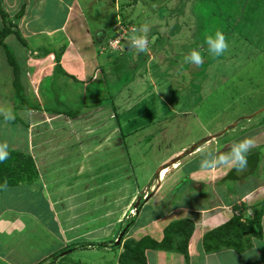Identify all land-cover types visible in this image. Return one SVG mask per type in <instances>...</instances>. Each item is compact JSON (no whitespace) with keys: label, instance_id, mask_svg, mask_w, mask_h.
I'll list each match as a JSON object with an SVG mask.
<instances>
[{"label":"rangeland","instance_id":"rangeland-1","mask_svg":"<svg viewBox=\"0 0 264 264\" xmlns=\"http://www.w3.org/2000/svg\"><path fill=\"white\" fill-rule=\"evenodd\" d=\"M98 1L83 0L81 13L88 19L91 27H96V22L100 20L101 26L110 30L112 19L115 18L112 14L111 5H105L103 1H100L101 9ZM201 1L138 0L136 4L139 3V5H136L133 10L129 11V14H126L128 16L127 19H130L136 28L145 23L149 24L151 31L148 36L153 41L158 36L159 39L157 40V46L153 49L148 47L149 55L144 52L145 61L138 58L139 56L134 48H130L127 52L128 55L131 54L133 56L132 59L122 58L117 60L110 70V74L105 77L106 79L92 80L93 83L89 86V89H96L98 85H102V87L97 89L99 90L97 96L96 94H90L87 97L86 102L88 105H94L98 100V96L107 98V101L102 104L106 105L105 107L99 108L100 111L94 117L92 115L88 119L94 121L95 127L97 126L95 123L100 120L105 122L104 125H108V122H116L114 118L113 120L109 119L110 112L108 111L111 110L112 113L116 111L118 117L116 114H112V117L116 116L118 118L119 128L126 135L123 140H120L121 143L118 142L116 144V147L101 143V147L96 151L100 150V148L105 149L107 152H103L102 156L97 154L98 157L95 158L94 152L90 154L89 159L82 161V164L87 163V170L89 169L92 172L96 169L98 171L92 185L95 187V192L99 193L100 196L102 195L100 200L103 202L99 203L104 207L96 209V215L98 216L99 212H103V214L105 212L109 213L107 217L103 218L104 223H102L101 228L99 221L96 220L94 236H102V239L80 240L75 243V246L63 250L64 252L73 249L64 256L57 258L56 262L52 264H117V258L123 251V247L121 246L117 249V246L109 242L116 241L115 239L119 235L117 233L118 227L122 225L126 217H131L134 213L137 218L140 217L139 214H136V211H131L132 204L129 201L132 197V187H134V199L136 201L134 205L136 206L138 205V199L140 201V196L145 195L142 200L143 204L146 197L150 198L153 194L155 195L156 188L158 192L147 204L142 214V219L138 220L136 225L123 237L122 243L125 239L136 240L141 238L142 235H146V233L151 234L152 229L147 226V222L151 221L152 214L161 210L166 211L164 203L169 204L179 201L181 205L186 204L185 206L189 209L191 205H188V203L190 201L194 202V198L203 200L205 196H208L205 192L208 189L207 186L203 194L198 195L196 191L200 190L199 187H196L195 191L192 190L194 188L191 186L192 184H189V182L185 184L184 182L186 179L185 175L190 176L188 172L184 171L188 170L191 165H194L191 169L193 172H197L200 169L202 154L198 149L204 146V142L210 141L207 144L210 145L212 143L210 148L213 151L227 152L234 141L252 138L255 146L251 149L258 147L261 148L262 154L264 153V48L253 41L255 36L260 35V30L264 34L263 14L259 17L260 13L258 11L254 21L251 16L244 18V15L238 16L231 11L233 15L229 14V22L227 20L224 22L220 19L219 12L224 13L229 3L234 5L237 0H222L221 8L213 0H208L209 4L206 3V5L204 4L205 0ZM120 11V14L123 13L125 15L126 8L122 6ZM235 12L237 11L235 10ZM233 19L235 20L233 21ZM229 25L233 26L234 30L226 33L223 30H227ZM217 30L223 31L229 48L224 55L213 57L208 53L207 45L204 44V37L206 34H214ZM12 41L19 49L17 41L14 38ZM123 43L127 45L126 42ZM9 45L11 44L9 43ZM47 45L52 46L51 43H47ZM119 47L120 45L117 46V48ZM191 49L201 52L204 62L199 67L184 61V56ZM13 50H11L13 54L20 52L17 51L15 53ZM126 53L122 55L124 56ZM30 55L25 53L21 56V52L18 53V61L25 58L20 60L22 64V81L26 79L28 82L29 77L35 76L36 78L39 76L38 73H32L28 70L29 68H25L23 65V62L26 61H37V57L40 54L35 55L34 53L32 56ZM27 56L28 58H26ZM43 56H45L44 53L42 54ZM50 60L49 55L43 58L45 64L42 67V73L52 67L50 64L54 62L51 60L52 63ZM34 63L31 62L30 66L36 65ZM106 67L108 70L111 66L108 65ZM66 82L64 80V84L60 86L58 81H56L53 86L46 89L53 95H58L61 93L60 91L65 93ZM48 84L49 81L47 80L45 85ZM68 87L71 88L73 94L75 87L73 85ZM9 88H14V94H17L15 87L11 86L10 83H0V94L2 95L0 96V104H8V102L3 101L7 99ZM114 92L116 96L112 98L115 102V111L110 108V105H107L111 101L110 97L114 95ZM27 97L29 96L26 95ZM16 98L19 97L16 96ZM19 99L21 100V98ZM129 100H134L131 108L130 104H125ZM64 108L68 111L71 110ZM20 115L22 113L16 111L15 119H20ZM84 121L82 119V126L88 124ZM100 128L99 126L97 131ZM74 131L76 130H72V132ZM79 131L76 132L80 133L81 131ZM94 131L96 133V130ZM94 133L93 136L95 135ZM82 135L89 139L83 132ZM210 135H213L212 139L209 137L205 140ZM103 137L101 141H104ZM71 145L75 146L74 144ZM107 147L113 151L110 152ZM254 152L249 155L251 158H257L258 152ZM197 160L198 163L195 164ZM55 165V168L47 171L49 178L56 169L58 174L55 176L61 175L65 170L59 163ZM227 169L226 174L231 171L228 175L233 178L230 181H220L215 186L219 187V189L228 186L229 194L231 196L236 195L238 193H236L237 190L243 189L239 181L242 173H238L235 169ZM66 170V177H69L71 172L69 174L67 172L71 170L67 168ZM163 170L165 172L160 178ZM259 170L260 168L247 171L250 177L247 187L257 181ZM88 175L89 173L87 174L85 171L82 177H92ZM103 179L110 180L112 184H108L109 182L105 183ZM45 185L48 186L47 184ZM77 185L76 183H70L68 180L63 181L61 186L56 187L57 190L61 189L58 190L60 199L63 198L64 187H68L66 192L70 191V193L65 195L64 200L69 196H74L72 198L74 203L78 194L77 199H81V191L84 186L77 188ZM175 185L179 187L177 188ZM50 186H52L51 183L48 187ZM112 188L114 189L112 190ZM151 189L155 190H152L154 193ZM170 189L178 193L175 199H171L172 194L165 192ZM262 189H264V183ZM111 190L112 192H110ZM82 193L86 197L93 194L92 192L86 193L83 191ZM17 195L23 197L22 200L25 201L28 194L26 190H23ZM33 195L36 197L38 194ZM112 195L114 200L117 198L119 200L117 202L113 201ZM127 196L128 200L126 199ZM2 197L10 201L6 192L2 193ZM260 197L261 194L258 195V199ZM22 200H17V202ZM64 200H60L61 204ZM90 200L93 201V199ZM142 204L140 208H142ZM89 206L86 208L82 220H80L82 221V228L78 230V233L94 228L91 219L94 217L95 205ZM118 206L119 208L117 209ZM69 209L71 208L67 210ZM75 210L83 212L82 208H76ZM42 215L44 216L37 214L41 222L46 217L43 209ZM106 219L111 225L105 222ZM163 220L165 221L161 224L162 226H158V231L171 218L166 217ZM36 221L37 225H39V221L37 219ZM153 230H155V227ZM262 236L264 238L263 233ZM2 238H0V248L4 249L3 251L19 249L15 243L16 240L9 239L5 243ZM88 243L90 244L88 245ZM103 243L104 245H102ZM21 247L27 249L20 250L26 251L28 255H24L21 251L22 254L14 256L16 259L13 260L19 262L18 264H31V260L45 254H41L39 246L33 249L31 246L28 247V244H24ZM36 264H44V262L39 260Z\"/></svg>","mask_w":264,"mask_h":264},{"label":"crops","instance_id":"crops-1","mask_svg":"<svg viewBox=\"0 0 264 264\" xmlns=\"http://www.w3.org/2000/svg\"><path fill=\"white\" fill-rule=\"evenodd\" d=\"M82 1L83 0H0L1 9L7 15L8 21L15 26H13V30L19 32L20 36L29 47H23L13 35L8 36L4 43L11 50L15 49L13 50L15 53L20 51L21 56L25 53L31 54L30 56L34 53L35 55L40 54V57H37V61L31 60L27 62L25 60L26 62H23L25 68H29L28 70L32 73H38L39 76L36 78L35 76L29 77L28 82L26 79L25 81L21 80L22 89L16 91L17 94H14V88H9V93L6 96L7 99L3 101L8 102V104H0V108L5 110L10 108L14 116L16 111L22 113L20 119L17 118L11 121H5L3 113H0V143L7 142L8 149L29 155L34 161L38 172V178L31 183L5 187L0 190V238L4 236L2 240L5 243L9 239L16 240L15 243L19 248L14 250L9 249L8 251H3L4 249L0 248V264H18L19 262L13 260L16 259L14 256L20 255L22 252L24 255H28V253L24 251L27 249L21 247L24 244H28V247L31 246L33 249L39 246L38 248H41V254L45 253L39 258L31 260V264H36L39 260L45 261L44 264H47V259H50L52 255L58 252L61 253L71 244H75L80 240L92 241L100 238L102 239V236H94L96 220L99 221L101 228L102 223H104L103 218L107 217L109 213L105 212V214H103V212H99V215H96V209L104 207L99 203L103 202L100 200L102 195L100 196L99 193L95 192V187L92 185L98 171L96 169L92 172L89 169L87 170V163L82 164V161L89 159L90 154L94 152V155H96L95 158L98 157L97 154H101L99 156H102L103 152H107L105 149L100 148V150L96 151L101 147V143L114 145L116 147V144L120 142V140H123L126 135L123 133V130H120L119 122H117L118 115L115 111V102L112 98L116 96L115 92L113 96L111 95V101L107 105H110V108L115 111V113H112L111 110L108 111L110 112L109 119L113 120L114 118L116 122L110 123L107 121L109 123L108 125H104L105 122L100 120L95 123L97 124L95 127L94 121L91 120V122L90 119H88L92 115L94 117L95 114L100 111L99 108L105 107L106 105L104 106L102 103L99 107L88 108V106L86 107V105H88L86 100L90 94H96L97 96L99 94V90L97 89L102 87V85H98L96 89H89V86L93 83L92 80L95 81L100 78L106 79L105 77L110 74V70L117 62L116 59L120 56L117 53L109 51L99 54L98 51H102V48L100 49V44H102L103 40L105 42L114 35L115 23L120 17L119 14L122 6L126 8V12L125 15L123 13H121V15L127 18L128 16L126 14H129V11L131 9L133 10L139 3L136 4L138 0H99L98 5L101 9L102 5L100 1H103L105 5H111L112 14L115 18H111L113 22L109 30V28L106 29L102 27L100 24L101 21L98 19L97 22L95 21L96 27H91L89 25L88 19L81 13ZM89 1L93 2L94 0ZM18 14L21 15L15 20V16ZM1 27L2 17L0 15V29ZM13 38L19 44V49L12 41ZM123 42L129 45L128 41ZM123 42L120 44L122 47H124ZM9 43L11 45H9ZM47 43H51L52 46L47 45ZM48 46L53 48H49ZM46 50L50 51V53L45 52ZM59 51H61L59 65L62 72H65L66 75L63 74L61 70L56 72L53 69L56 62L53 59L55 56L52 52ZM20 52L14 54L17 60L19 59L18 53ZM43 53L45 56L49 55L54 62L50 60L53 63L50 64L52 67L44 71V73H42V67H44L45 64L43 61L45 56L42 57ZM128 56V58H133L131 54ZM26 58H28V56ZM24 59L25 58H22L20 60ZM20 60L18 62L21 68L22 64ZM31 62H35L34 64L36 65L30 66ZM108 65L111 67L107 70L106 66ZM47 80L49 84L45 85ZM64 80L67 81L65 83V93L60 91L61 93L58 95H53L46 89L53 86L56 81L62 86ZM1 82H8L13 86V71L6 61L4 50L0 46V83ZM70 85L75 87L73 90L74 96L71 88L68 87ZM26 95L29 97L26 98ZM0 96L2 95L0 94ZM16 96L23 98L20 100L16 98ZM133 102L134 100H129L125 104H130L131 108ZM64 107L67 109H79L80 113L76 118H69L52 112L54 110L59 111L62 108L64 109ZM112 114H116L117 117H112ZM82 119L88 124L84 125L83 123L84 126H82ZM99 126L101 128L97 131ZM72 130H80L81 132H72ZM94 130H96V133H94ZM82 132L89 139H86L85 136L82 135ZM93 133L95 134L94 136ZM102 137L104 141H101ZM209 137L212 139L213 135L208 136L205 140ZM84 144H86L85 147ZM256 148L259 151V156L257 166L253 169L260 168L259 177L257 181H254L252 185L247 187L246 185L250 177L248 174L244 176L245 172H242L239 181L243 189L236 191V193L238 192L236 194L239 196L238 199L228 194V186L221 188L223 192L219 190L216 191V187L214 186V184L222 180L221 177L227 172V168L208 173L202 172L200 169L197 172H193L191 169L194 165H191L188 170L184 171L190 174V176L185 175V178L189 177L188 179L192 182H201L203 185L206 184L205 186L209 185L211 187L210 197L207 198V201L206 199L194 198V202L190 201L188 203V205H191L190 207L188 206L189 209L185 206L186 204L181 205L179 201L169 204L164 203L166 211L161 210L158 213L152 214L151 221L147 222V226L151 228L152 231L151 234L146 233V235L158 242L162 239V229L169 222L183 218L191 220L194 223V231L188 243V259L185 260L180 253L173 251L148 249L145 251L146 264H264V238L262 236V233L264 234V215L260 222V232L258 231L259 234L256 235V237L250 235L252 230L247 227V236L245 239H248L249 243L244 250L238 251L232 248L222 247L207 252L202 243L204 235L223 225L236 214L233 206L236 205L238 201H241L240 204L243 203L242 205H244L245 208H250L264 199V189H262L264 183V168H262L264 166V157L262 158V155H264V153L262 154L260 151L261 148ZM69 149L70 151H68ZM107 150L110 152L113 151L108 147ZM56 163H59L65 170L64 172L62 171L63 173H61V175L55 176L58 174L56 169L49 178L47 171L55 168ZM197 163L198 160L195 164ZM66 168L71 170L67 172L68 174L71 172L69 177H66ZM85 171L87 174L89 173L88 176L92 177H82ZM164 172V170L161 171L160 178L163 176ZM67 180L70 183L78 184L77 188L83 185L84 188H81L83 192H92L93 194L86 197L81 191V199H77L78 194L76 195L77 202L75 201L73 203L74 200L72 201V198H74V196H69L64 200L66 197L65 195L70 193V191L66 192L68 187H64L62 198L64 201L61 204L60 200L62 199H60V194L58 193V190L61 189L57 190V188L61 186L63 181ZM103 181L112 184L110 180L107 181L103 179ZM50 183L52 186L48 187ZM176 187L178 188L179 186ZM113 189L114 188H112V190ZM23 190H26L28 194L25 201L22 200L23 197L17 195L23 192ZM112 190L110 192H112ZM152 190L154 189H151V191ZM172 190L173 189H170L165 192L172 194L171 199H175L178 193ZM192 190L196 191L195 188ZM3 192L9 195L10 201L2 197ZM155 192L156 195L158 192L157 188ZM198 192L199 190L196 191L197 194ZM33 194L38 195L35 197ZM259 194H261L260 199H258ZM131 195L129 203L132 204L133 207L136 202L134 199V187L131 188ZM155 195L153 194L150 198L146 197L144 199L145 202L141 210L137 213L140 215L137 221L142 219V214L147 204H149V201H151ZM90 199H93V201ZM126 199H129L128 196ZM17 200L22 201L17 202ZM112 200L117 202L119 199L117 198L114 200L112 195ZM89 205H95L94 217L91 219L94 228L86 230L85 232L83 231V233H78V230L82 228V221L80 220H82V216L85 214L86 208ZM41 208L46 216L45 219L43 218L44 220L42 222L40 218L37 217V214L42 217L44 216L42 215ZM66 208L71 209L67 210ZM76 208H82L83 212L76 211ZM118 208L119 206L117 209ZM248 214H250L249 210ZM166 217H170L171 220L158 231V226L160 227V225L164 223L165 220L162 221V219ZM36 219L39 221V225H37ZM74 220H76V222H74ZM105 222L111 225L108 219H106ZM154 227L156 231L153 230ZM119 229L120 226L118 227V231Z\"/></svg>","mask_w":264,"mask_h":264},{"label":"trees","instance_id":"trees-1","mask_svg":"<svg viewBox=\"0 0 264 264\" xmlns=\"http://www.w3.org/2000/svg\"><path fill=\"white\" fill-rule=\"evenodd\" d=\"M201 1V0H200ZM204 1V0H203ZM210 1V0H209ZM219 8L222 7V0H213ZM184 2V1H183ZM182 2V3H183ZM202 2V1H201ZM209 4L208 0H205V5ZM213 3V2H212ZM235 4H228L227 10L230 11H224L219 12V17L222 21H228L230 20V15L236 14L238 16L244 15V18L251 16V19L255 21L256 15L259 11V17L263 14V21H264V0H237L234 2ZM216 7V5H215ZM218 8V9H219ZM262 9V11H261ZM235 10L237 12H235ZM233 12V14L231 13ZM0 15L2 17V27L0 29V46L4 50L5 56H6V61L8 65L12 68L13 71V86L15 87L16 91L21 90V68L19 65V62L17 58L14 56L12 53L11 49L4 43L5 39L8 36H15V38L20 42V44L23 47H27V44L24 39L20 36L19 32L16 30H13L12 23H10L7 19V15L3 12V10L0 7ZM21 14H18L15 16V20L18 19V17ZM122 16V17H121ZM121 23L124 27L128 28V25L132 24L130 20H127L126 17L121 15ZM226 16V17H225ZM14 20V21H15ZM235 19H233L234 21ZM15 27V26H14ZM233 26L229 25L226 33H229L233 31ZM222 31V32H223ZM261 33L258 36H255V39L253 38V41L260 47L264 48V34L263 31L260 30ZM132 34L130 30L127 31L126 36L129 37V35ZM116 37V33L112 35V37L109 39H113ZM150 37L148 36V39ZM159 39V36L156 39V43L152 44L149 46V48L153 49L155 46H157V40ZM106 40L100 44V49L102 48V51H98L99 54H103L105 51L109 52H114L120 55L116 60H121L122 58H128V52L130 50L129 45H124V47L120 46L119 48L112 49L108 46V41ZM248 40V39H245ZM254 43V44H255ZM47 53H50V51H45ZM127 52V53H126ZM54 54V61L55 67L54 71L58 72L61 70V67L59 65L60 62V57H61V51L59 52H52ZM126 53V55H122ZM145 54H147L145 52ZM145 54L139 53L138 58L142 59L145 61ZM148 55V54H147ZM120 58V59H119ZM141 60V61H142ZM62 72V70H61ZM63 74L66 75L65 72H62ZM68 76V75H67ZM71 77V76H69ZM19 94V92H18ZM23 98V97H21ZM103 102H106V98H102L101 96H98V100L94 105H86L88 108H96L99 107ZM23 103V102H22ZM27 107V105H26ZM30 109V108H29ZM56 114L64 115L69 118H76L80 110L79 109H71V110H66L65 108L60 109L59 111H52ZM9 151V157L7 160L4 162L0 163V190L5 188V180L7 181V186L6 187H13L19 184L23 183H31L34 180L38 178V172L36 169V166L34 164V161L29 155L12 151L8 149ZM259 152L257 148L252 149L251 152H248L247 154V159H248V166L247 168L243 171L245 172L244 176L247 175V171L253 170L257 166L258 163V156L257 158L249 156L251 153ZM254 152V153H255ZM264 155H262V158ZM231 171L228 172V174ZM242 173V172H241ZM226 174L225 178L222 179L221 181H230L232 176ZM185 184L186 182H189V184H192L194 188L199 187L200 190L198 192V195H202L205 189V185L203 184H198V183H193L191 182L188 178L185 179ZM184 184V186H185ZM183 186V187H184ZM190 186V187H191ZM208 189L205 190L206 194L208 196H205L204 199H207L210 197V191L211 187L208 185ZM221 191L223 190L219 187L218 189L216 188V191ZM229 194V193H228ZM235 197L238 199L239 196L237 195H232L231 197ZM140 203L138 204L137 207H132L135 209L136 214L138 211L141 210L140 205L142 204V197L140 196ZM208 200V199H207ZM241 201H238L236 205L233 206V209L235 210L236 214L233 215L229 221L224 223L223 225L219 226L218 228L209 231L206 235H204V238L202 239V243L205 246V250L207 252L214 251L216 248H232L238 251L244 250L247 246L248 239H245L247 234H246V229L247 227L252 230L250 235H253L256 237V235L259 234L260 232V222L261 219L264 215V199L256 204L255 206H251L250 208H245L244 205L240 204ZM144 204V203H143ZM142 204V205H143ZM248 210L251 211L250 214H248ZM159 215V214H158ZM137 216L134 214L131 217H126L123 220L122 225L120 226V229L118 233L122 231V229L126 226L129 225V228L126 232V234L129 232V230L136 225L137 221ZM194 231V223L187 219H178V220H173L169 222L163 229H162V239L160 241H155L153 238H151L148 235L142 236L138 240L132 239H125V241L121 244L120 246H117L116 248L119 249L121 246L123 247V251L119 254L118 259H117V264H146V258H145V251L148 249L152 250H161V251H173L176 253H180L185 260L188 259V243L189 240L193 234ZM259 231V232H258ZM126 236V235H125ZM115 241H110L109 243L114 244ZM90 243H88L89 245ZM76 244H71L67 246L65 249L69 247H73ZM104 245V243L102 244ZM59 253V252H58ZM58 253L52 255L50 259H48V264L54 263L57 258H58ZM45 262V261H43Z\"/></svg>","mask_w":264,"mask_h":264},{"label":"clouds","instance_id":"clouds-1","mask_svg":"<svg viewBox=\"0 0 264 264\" xmlns=\"http://www.w3.org/2000/svg\"><path fill=\"white\" fill-rule=\"evenodd\" d=\"M119 16H121V14H119ZM118 24L122 25L121 17H119L118 21L115 23L116 37L119 36V32H117L116 29ZM129 27L133 28V30L131 31L132 34H130L129 37H127L126 36L127 33H126L121 42L128 41L129 46L134 48L137 54L146 52L149 55L148 47L156 43V39H154V41L151 40V38L148 39V33L151 31L150 25L145 23L141 25L139 28H136L135 25L132 23L128 25V28ZM204 44L207 45L208 53L213 57H220L224 55L229 48L225 35L223 34L222 31L219 30L215 31L214 34H206L204 37ZM184 61L186 63H190L199 67L200 65L203 64L204 59L200 51L196 49H191L189 53L184 56ZM0 113H3L5 121H11L15 119V116L10 108L7 110L0 108ZM207 142L210 141L204 142L203 143L204 146L198 149V151L202 154V158L200 160V170L206 173L218 171L222 168L235 169L238 173L243 172L248 166L247 154L250 151V149L255 146V142L252 138H244L242 140L234 141L233 143H231V145L229 146V150L227 152H219V151L211 150L210 145L212 143L208 145ZM8 157H9V151H8L7 142L0 143V163L7 160ZM224 175L221 177V179H224ZM199 183L203 184L201 182H198V184ZM6 186H7V181L5 180V187ZM215 187L218 189L217 186ZM144 196L145 195H142V199L144 198ZM131 211L134 212L135 209L132 208ZM249 213H251V211H249Z\"/></svg>","mask_w":264,"mask_h":264},{"label":"built area","instance_id":"built-area-1","mask_svg":"<svg viewBox=\"0 0 264 264\" xmlns=\"http://www.w3.org/2000/svg\"><path fill=\"white\" fill-rule=\"evenodd\" d=\"M116 29H117V32H119V36H117L115 39L109 41V43H108V46L112 49L117 48V46H119L121 44V41H122L124 35L127 33L128 30H130V31L133 30L132 27L126 28L121 24H118Z\"/></svg>","mask_w":264,"mask_h":264},{"label":"water","instance_id":"water-1","mask_svg":"<svg viewBox=\"0 0 264 264\" xmlns=\"http://www.w3.org/2000/svg\"><path fill=\"white\" fill-rule=\"evenodd\" d=\"M140 200H141V199H140ZM137 202H138L137 204L140 203L139 199H138ZM137 206H138V205H137ZM137 206L134 205V207H137ZM128 228H129V225H126V226L122 229V231L119 233V235H118L116 241L114 242V245H115V246H119V245L121 244V241H122L123 237L126 235V232H127ZM71 250H73V249H71ZM71 250L61 252L58 256H59V257H62V256H64L66 253L71 252Z\"/></svg>","mask_w":264,"mask_h":264}]
</instances>
